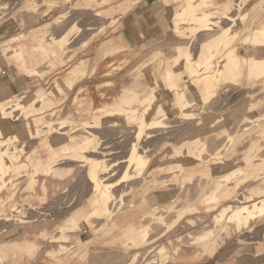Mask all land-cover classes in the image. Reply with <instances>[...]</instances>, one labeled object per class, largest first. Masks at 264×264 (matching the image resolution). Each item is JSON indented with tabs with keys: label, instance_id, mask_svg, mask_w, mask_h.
Wrapping results in <instances>:
<instances>
[{
	"label": "rangeland",
	"instance_id": "obj_1",
	"mask_svg": "<svg viewBox=\"0 0 264 264\" xmlns=\"http://www.w3.org/2000/svg\"><path fill=\"white\" fill-rule=\"evenodd\" d=\"M26 1V4L29 5L36 4L39 10L34 7L33 10L30 7L34 12L31 11V14L27 12L28 8L24 5L25 0H0V68L1 71L3 69L2 78L0 79V112L2 115H8L16 119L15 125L7 126L3 129L0 133V139L8 138L9 135H16L18 125L29 120H33L31 127H36L39 133L37 139L27 142H22L18 137L14 138L15 141L11 144V147L19 144L24 145L25 150L22 151V160H26V155L30 154L33 149H37L36 143L39 140L45 137L49 139L52 137V133L48 132L47 129L55 126L59 119H64L66 124H68V120H73L74 126L70 129L65 126V129L68 128V133L71 132V135L82 136L83 133L78 132L81 121L89 119L92 114H101L105 109L114 107L123 89L133 85L135 82L144 86V91L139 95V98L142 104L146 101L151 102L152 109L148 115V117H151L154 112L153 108L160 101L164 99L173 100L174 97L166 86L151 87L150 73L161 69V60L170 59L172 54L169 50L172 47L187 44L194 56L200 51L199 45L208 42L218 33V29L214 28L208 33L205 31L196 37L186 34L183 37L188 38L169 40L170 19L167 16L169 10H167V2L164 0H135V2L131 0L132 4L127 7H121L119 5L120 0H114L111 4H98L95 0H88V4L85 7L82 5L76 7L68 0H41V2L37 0V3L35 0V3L32 0ZM53 1L58 2L56 3L58 6H55V3L53 5ZM218 1L222 3L227 0ZM231 1L230 12L233 14L235 13L236 6L235 1ZM176 2L177 0H168V3L172 6H175ZM248 9L252 10V12L245 20L246 24L255 26L264 20V0H248L240 10L236 11L237 13L242 12L241 16L237 18L239 20L238 25L241 24V21L244 23L243 19L246 18L244 13ZM26 12L29 16L24 15ZM32 13H34L33 16ZM42 13L47 14L46 18L41 20V17H38V15ZM21 14L24 17L21 16L20 18L19 15ZM24 21H29L30 23ZM31 21H39L40 28L43 30L46 39L57 38L73 24L76 27L68 42L57 48L60 57H54L52 64L48 60H43L37 67V71L39 72L26 74L23 70L32 67L30 56L21 51L16 54L19 57L18 60L14 61L10 51L15 49L18 43L22 41L16 38L15 35L24 38L25 32L32 25ZM223 22L227 23V21ZM242 35V32H238V35L232 42L233 45L238 47L239 53L244 54L245 52L251 53L254 51L255 54L264 56V47L256 48V50H253L252 47H249L251 50L245 47L246 45L241 43ZM215 57V61H221L224 55L220 50L219 52L217 51ZM12 60L17 65V72L13 73V75L10 70L3 67L8 62H12ZM72 72H74L71 77L72 79L65 80L67 78L66 75ZM24 74L26 77L34 79V81L25 82ZM59 76H62L64 82L60 93L61 96L56 98L59 102L44 108L41 106L42 99L49 93L51 81H54ZM187 80V77L180 78L177 81L179 88H182ZM226 85L218 92L216 97L218 100L215 98L218 103H213L215 101L213 97L214 101L212 100L205 107H208V111L213 113L214 116H220L222 119L221 123H226L227 131H232L230 133H232L233 139L227 142L225 133H220L219 135L213 134L215 136L212 135L214 139L211 137L213 140H209V142L211 140L212 142L208 143V149L212 151L216 146L220 144L224 145L223 151H225L222 153L223 156L218 159L222 163L232 162L235 163V166L249 167L250 165L248 166L244 159V156L249 153V158L252 159L253 163L251 166H261L259 171H250L248 169L246 175H244V181L238 187V192L246 193L249 191L248 188L262 186L261 183L264 179V173L255 178L248 177L264 170V134L262 133L256 137L258 121L249 118L252 115L246 113V107H249V105L250 107H254L252 114L255 116L264 111V82L262 80L256 81L253 84V91L250 89L246 95L236 90L237 88L233 87V85ZM259 85L262 86L258 87ZM150 88L154 89L155 96H152V94L148 93L149 91L145 90H149ZM63 96L65 97V102L61 103ZM245 96L248 101L247 104H243L246 103L244 100ZM250 100H253L252 103ZM228 103L237 105L241 110V115L232 114L226 108V104ZM88 105H90L89 109ZM199 107H196V109H199ZM125 112L123 111L121 114H116L115 116L122 127L95 129L102 136V139H104L103 145H99L94 152L88 151L85 153L92 157H101L103 154L108 153L105 155L107 162L119 161V166L116 174L112 177L113 179L121 173L122 167L126 163L125 158L128 153V145L134 130ZM167 121L172 126L171 129L170 127L160 128L156 132L155 137L144 140L140 139V144H147L148 149L153 151L159 145L157 139L167 136L169 130L176 129L173 132L174 136L178 137L183 132L182 128L187 126L186 120H182L181 122L179 118L170 117ZM257 138V141L261 142V144H257V146L252 148V139ZM223 140L224 142H222ZM257 141L255 140L256 143ZM34 142L35 144H33ZM69 144L70 148L66 152L59 151L65 157V160L55 166L54 171L56 173H50L46 177L63 181L61 184L47 181V186L45 185L46 191L41 200H28L30 194L27 193V189L25 188L28 176H24L18 182L13 177L15 172L11 171L8 180L4 182L0 180V194L3 192L4 196V213L5 217L9 218L7 221H0V242L12 237L15 239L24 237L20 243L15 242L10 245L7 253L0 257V262L4 258L12 259L10 253L14 252V250H18L20 253L24 252L28 257H31L38 249H43L48 257L57 262L56 264H67L70 261L83 264L264 263V259H262L264 255H260L257 258L253 256V251H258L257 254L264 252L263 225H261L263 227L257 226L258 229H255L256 226H252L251 232L247 233L245 229L237 231L233 226H227L219 233L211 248L205 251L198 244L190 243L192 241L191 237L195 233L199 232L203 227L212 224L213 214L220 205L213 212L205 211V207L200 205L196 212H187L184 216L179 219L177 218L175 225L168 230L166 228L164 230L163 226L165 225L162 224L160 226L159 224L156 225V223L154 224L156 225L155 227L152 224L155 223L154 220L149 217L148 219H144V223L148 222L152 224V230L155 228L150 232L151 237L158 231V226V229L161 228V230L159 234L156 233L153 240L150 239L147 243L141 245L129 243V236H118L117 234L120 232L115 233L118 237L114 242L111 241L110 235L101 236L97 242H92L95 237L94 235H96L94 226L98 225L100 220L97 219L96 221L95 219L92 222L91 225L93 226L90 231H87L82 223L70 224L68 222L69 216L74 211L78 209L87 210L85 206L86 200L93 196L91 191H89L90 188L86 179L87 175H85V158L81 157L78 153L74 154L73 152L76 149L72 148L76 145H73V142H69ZM213 161L216 160H212L211 162ZM223 167L221 165L218 169ZM24 171L22 170L21 174L31 173L29 167ZM160 177L165 178L166 176L163 174ZM38 178L41 179V177ZM112 178L109 177L110 180ZM138 179H140V182L135 183L133 188L136 199L141 196L140 189L142 184L149 180V178H137L134 181L136 182ZM197 179L195 177L186 188L181 183H178L180 194L184 192L183 196L190 193L192 195L190 194L189 196H194L193 194L196 189H194V186H197ZM128 183H130V180L123 181L121 182V186L126 187ZM39 187L37 185V194L41 193ZM189 187L190 191H193H188ZM208 189L209 187L206 190ZM29 202H31V205H22L19 213L14 212V205L19 206ZM178 204L180 205V202ZM40 211L44 213H39ZM169 216H166L168 217L167 220L171 219V216ZM34 224L43 230L39 234V236H42L39 245L36 241V236L33 239H27V236L30 235L28 226ZM86 241L89 243H85ZM28 242L35 244L36 248L21 250L18 247V245H25ZM61 245L64 247L62 248ZM162 245L165 247L164 252L157 253L158 247ZM51 247L54 248L47 249ZM85 252V256L82 257V254ZM87 253L88 255L90 253L104 255L98 258L96 262L93 259H89ZM106 253H110V257L105 255ZM68 259L70 260L67 261Z\"/></svg>",
	"mask_w": 264,
	"mask_h": 264
},
{
	"label": "bare ground",
	"instance_id": "obj_2",
	"mask_svg": "<svg viewBox=\"0 0 264 264\" xmlns=\"http://www.w3.org/2000/svg\"><path fill=\"white\" fill-rule=\"evenodd\" d=\"M35 1L37 3V0ZM68 1L76 7L80 5L85 7L88 4V0ZM95 1L98 4H111L114 2V0ZM164 1L167 2V10H169L167 13L170 19L169 40L188 38L183 37L186 34L196 37L205 31L208 33L214 28L218 29L215 37L199 45L200 51L194 56L187 44L172 47L169 50L172 54L170 59L161 60V69L150 73L151 87L166 86L174 99L160 101L153 108L154 112L152 116L148 117L152 109L151 102L146 101L142 104L139 95L144 91V86L135 82L133 85L123 89L114 107L105 109L101 114H92L89 119L81 121L78 132L83 133L82 136L71 135V132L68 133V130L74 126L73 120H68V124H66L64 119H59L55 126L47 129L48 132L52 133V137L50 139L45 137L39 140L36 143L37 149H33L30 154H27L26 160L21 159L22 151L25 150L24 145L19 144L11 147V144L14 143L15 137H18L22 142H27L37 139L39 133L36 127H31L33 120L20 123L16 135H9L8 138L0 139V180L3 182L8 180L11 171L15 172L13 177L18 182L24 176H28L25 186L27 193L30 194L28 200H41L46 191V183L39 185L38 177L46 179L50 173H56L54 171L55 166L65 160V157L59 151L66 152L70 148L69 142H73V145H76L72 148L76 149L73 153H78L81 157L85 158V175H87L86 179L90 188L89 191H91L93 196L86 200V211L78 209L71 213L68 218L70 224L82 223L84 228L90 231L93 226L91 225L92 222L98 219L100 222L98 221V225L94 226L96 235H94L95 237L92 242H97L101 236L106 235H110L111 241L114 242L118 236L126 235L129 236V243L141 245L147 243L150 239L153 240L156 233L159 234L161 228L158 229V226V231H154V235L150 236V232L155 229H151L152 224L165 225L163 226L164 230L165 228L168 230L175 225L177 218L179 219L187 212H196L200 205L205 207V211L211 212L220 205L213 214L212 224L203 227L191 237L192 241L190 243L198 244L205 251L211 248L219 233L227 226H233L237 231L245 229L246 233L251 232L252 226H264V179L261 183L262 186L248 188L249 191L246 193L238 192V187L244 181L243 177L246 175L247 170L259 171L261 166H251L253 163L252 159L249 158V153L244 156L247 165H250L249 167H239L235 166V163H222L218 160L223 156L222 153L225 150L223 151L224 145L222 144L216 146L212 151L208 149L210 142L214 139L213 136L215 135L213 134L219 135L220 133H225L226 136H224L227 137V142L233 139V135L230 133L232 131H227L226 123H221L222 119L220 116H214L213 113L208 111V107H205V105H209L212 102L213 97L215 100H213V103L217 102V94L226 84L233 85V87L237 88H235L236 90L246 95L253 88V84L256 81L262 80L264 82V56L257 55L254 51L251 53L244 51L245 53L241 54V52H238V47L232 44L238 32H242L241 43L246 45L245 47H252L253 50L259 47L263 48L264 20L255 26L246 24L245 20L252 12V10L248 9L244 13L246 17L243 19L244 23L241 21V24H237L239 21L237 18L241 16L242 12L237 13L236 11L240 10L248 0H234L236 8L233 14L230 12L231 0L223 1L222 3L218 0H177L175 6L169 4L168 0ZM26 2L25 0V4H23L26 5L28 8L27 12L30 14L31 11L34 12V8L39 10L36 4L29 5ZM54 3L55 6H58L56 5L58 2L53 1V5ZM130 4H132L131 0H120L119 5L127 7ZM30 7H34L33 10ZM27 12L24 15L29 16ZM46 14H39L38 17H41L42 20L46 18ZM24 15L21 14L19 17H24ZM33 15L34 13H32ZM223 21H227V23ZM24 22L27 23L29 21ZM31 22L32 25L29 24L31 27L29 28L28 26L29 29L25 32L24 38L15 35L16 38L22 41L18 43L15 49L10 51L14 61L18 60L19 57L16 54L21 51L30 56L32 67L23 70L26 74L39 72L37 71V67L43 60H48L52 64L54 62L53 58L60 55L57 52V48L68 42L76 27L73 24L57 38L46 39L43 30L40 28L39 21ZM262 48L261 52L263 51ZM220 50L224 58L221 61H215V55ZM73 74L74 72L68 73L65 80L72 79ZM185 77L188 80L182 88H179L177 81ZM63 84L62 76L56 77L54 81H51V89L43 97L41 106L45 108L59 102L56 98L61 96ZM260 86L262 85L258 87ZM145 90L149 91L148 93L152 94V96H155L153 88ZM61 99V103H64L65 97L63 96ZM244 100L246 103L243 104H247L246 96ZM252 101L250 100L251 103ZM195 106L200 107L197 110ZM89 108L90 105H88ZM226 108L232 114L241 115V110L237 105L228 103L226 104ZM123 111H126L125 115L132 124V128L134 127V130L128 145V153L125 158L126 163L123 165L121 173L113 179L112 177L117 172L119 161L107 162L105 155L108 153L103 154L101 157H92L85 153L88 151L94 152L99 145H103L104 139L97 133V130L122 127L115 116L116 114H121ZM253 112L254 107H250V105L246 107V113L252 115L249 118L258 121V128L256 130V137H258L262 133L264 134V111L260 112L261 114H256L257 116L253 115ZM170 117L179 118L181 122L182 120H186L187 126L184 128L182 125L183 132L180 136H174L176 129L169 130L167 136L157 139L159 145L153 151L148 149L147 144H140V139L144 140L155 137L156 132L160 128L170 127L171 129L172 126L167 121ZM15 123V118L2 115L0 112V133L5 127L13 126ZM65 126L69 127V129H65ZM95 129H97V132ZM210 139L212 140L209 142ZM255 140L257 141L258 138L252 139V148L257 146V144H261L258 141L256 143ZM212 160L216 161L211 162ZM221 165L224 167L218 169ZM27 167L30 168L31 173L21 174V171H26ZM263 173L264 170H261V172L248 177L255 178ZM163 174H165V178L160 177ZM109 177L112 179L110 180ZM195 177L198 178V182L197 186H194V189L196 188L194 196H189L191 193L184 196V192L180 194L178 183H181L186 188ZM137 178H149L148 182L142 184L140 189L141 196L138 199L135 198L133 191L134 184L140 182V179L136 180V182L134 181ZM129 180L130 183L126 187L121 186V182ZM37 185L40 186L39 189L41 190L39 194L36 193ZM207 187H209L208 190H206ZM183 191L185 190L183 189ZM188 191H190V187ZM3 199L2 192L0 194V221H7L9 218L5 217ZM179 202L180 205L178 204ZM22 205H31V202L23 203L19 206L14 205V212L19 213ZM178 206L179 208H177ZM39 213L43 214L44 212L40 211ZM166 216H169L171 219L167 220L168 217ZM148 217L153 219L155 223H144V219H148ZM156 225L154 226L156 227ZM256 227L255 229H258ZM118 232L120 233L117 234ZM85 243L89 242L86 241ZM18 247L21 250H30L31 248L35 249L36 245L28 242L25 245H18ZM61 247L63 248L64 246L61 245ZM8 248L9 246L6 245L0 246V257L7 253ZM164 249L163 245L158 247L157 253L164 252ZM14 253H11L12 259H16ZM257 253L258 251H253V256L256 258L264 255V252ZM85 254L86 252L82 254V257ZM102 255L104 254L90 253L88 257L96 261ZM105 255L110 257V253H106ZM262 259H264V256Z\"/></svg>",
	"mask_w": 264,
	"mask_h": 264
},
{
	"label": "crops",
	"instance_id": "obj_3",
	"mask_svg": "<svg viewBox=\"0 0 264 264\" xmlns=\"http://www.w3.org/2000/svg\"><path fill=\"white\" fill-rule=\"evenodd\" d=\"M3 67H6L8 70H10L12 72V75H13V73L17 72V65L14 62H8ZM2 74H3V69L1 71V68H0V79L2 78ZM24 80H25V82L34 81V79H32V78L26 77L25 74H24ZM47 181H54V182L61 184L63 180H57L56 178H46V179H41L39 181V184H41V183L45 184V183H47ZM39 191H40V189H39ZM33 201H36V199H34ZM42 231L43 230L39 229V227L35 224L28 226V232L30 233V235L27 236L28 237L27 239H31V238L33 239V237L36 236L35 238H36V241L39 245L40 244L39 242L42 239L41 238L42 236H39V234ZM23 238H21V239H15L14 237H12L11 239L8 238V239L0 242V246L6 245V246L10 247V245H12L15 242L20 243ZM53 248L54 247L47 248V249L49 250V249H53ZM14 252H15L14 253L15 257H16L15 260H12L9 258H4L2 260V262H0V264H56L57 263L56 261H54L53 259L48 257L45 254V252L43 251V249H38L37 252H35L34 255L31 257H28V255L24 252L23 253L18 252V250H14ZM10 257H11V253H10ZM69 260L70 259H68L67 261H69ZM67 264H83V263H79L76 261H70Z\"/></svg>",
	"mask_w": 264,
	"mask_h": 264
}]
</instances>
